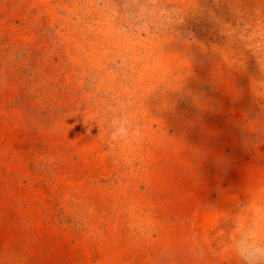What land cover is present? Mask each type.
Wrapping results in <instances>:
<instances>
[{
  "label": "rangeland",
  "instance_id": "rangeland-1",
  "mask_svg": "<svg viewBox=\"0 0 264 264\" xmlns=\"http://www.w3.org/2000/svg\"><path fill=\"white\" fill-rule=\"evenodd\" d=\"M257 207L264 0H0V264H240Z\"/></svg>",
  "mask_w": 264,
  "mask_h": 264
},
{
  "label": "clouds",
  "instance_id": "clouds-1",
  "mask_svg": "<svg viewBox=\"0 0 264 264\" xmlns=\"http://www.w3.org/2000/svg\"><path fill=\"white\" fill-rule=\"evenodd\" d=\"M129 128L119 122L112 132V139L125 138ZM253 219L242 228L232 242V252L240 264H264V235L261 234L259 220L264 219V208L257 207Z\"/></svg>",
  "mask_w": 264,
  "mask_h": 264
}]
</instances>
